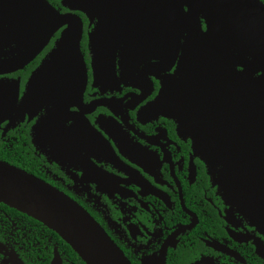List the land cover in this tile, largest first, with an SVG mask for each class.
Instances as JSON below:
<instances>
[{
  "label": "flooded vegetation",
  "instance_id": "flooded-vegetation-1",
  "mask_svg": "<svg viewBox=\"0 0 264 264\" xmlns=\"http://www.w3.org/2000/svg\"><path fill=\"white\" fill-rule=\"evenodd\" d=\"M47 1L81 19L85 68L80 65L79 71L71 56L76 81L40 86L32 99L34 76L63 43L69 26L18 68L4 64L35 51L34 44H22L21 32L0 33V161L78 203L131 264H264V226L248 206L246 213L237 204L235 180H221L222 165L212 168L201 157L173 99L162 103L167 82L179 79L189 34L169 61V49L165 56L132 51L144 43L137 34L114 38L108 33L105 42L97 38L98 10L89 16L69 9L65 0ZM184 11L190 8L184 5ZM210 12L190 11L204 32ZM94 63L101 68L97 72ZM219 66L245 70L227 62ZM207 107L213 106L200 108ZM251 196L246 203H253ZM64 243L40 221L0 202V264H54L57 257L75 264Z\"/></svg>",
  "mask_w": 264,
  "mask_h": 264
},
{
  "label": "water",
  "instance_id": "water-1",
  "mask_svg": "<svg viewBox=\"0 0 264 264\" xmlns=\"http://www.w3.org/2000/svg\"><path fill=\"white\" fill-rule=\"evenodd\" d=\"M64 5L89 16L98 10L100 24L96 37L103 42L110 39L108 33L114 38L121 33L137 34L136 39L144 43L138 49L133 45L132 51L165 56L169 49V61L176 59L182 36L189 34L179 79L167 82L162 103L167 105L169 98L173 99L176 116L188 132H193L201 157L212 168L222 165L225 170L221 180L227 183L235 180L237 204L241 207V202L246 213L248 206L254 220L264 226V4L260 0H65ZM184 5L190 11L205 8L211 11L208 32L202 30L196 14L184 11ZM65 25L69 28L64 32L63 43L33 78L32 99L40 86L76 81L71 56L79 71L80 65L85 68L80 51L82 22L75 14L60 13L47 0H13V4L0 0V33L21 32L20 42L35 47L29 55L4 66L18 68L27 64ZM224 62L245 70L239 73L232 66H219ZM96 63L95 72L101 69ZM52 77L55 78L49 79ZM202 105L213 107L202 109ZM217 108L222 111L221 116ZM236 136H242V141L236 142ZM227 191L233 193L229 187ZM251 193L253 203L249 204L245 200ZM0 202L53 230L85 264H131L78 203L48 183L2 161ZM54 264H62L59 257Z\"/></svg>",
  "mask_w": 264,
  "mask_h": 264
},
{
  "label": "trees",
  "instance_id": "trees-1",
  "mask_svg": "<svg viewBox=\"0 0 264 264\" xmlns=\"http://www.w3.org/2000/svg\"><path fill=\"white\" fill-rule=\"evenodd\" d=\"M65 246L68 247L69 253H71V260L74 261L75 264H85L69 245L65 244Z\"/></svg>",
  "mask_w": 264,
  "mask_h": 264
}]
</instances>
